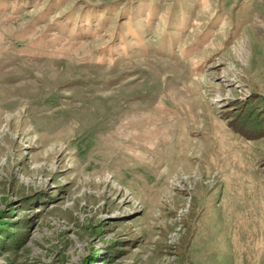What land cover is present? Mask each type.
Listing matches in <instances>:
<instances>
[{
	"label": "rangeland",
	"instance_id": "obj_1",
	"mask_svg": "<svg viewBox=\"0 0 264 264\" xmlns=\"http://www.w3.org/2000/svg\"><path fill=\"white\" fill-rule=\"evenodd\" d=\"M0 264H264V0H0Z\"/></svg>",
	"mask_w": 264,
	"mask_h": 264
},
{
	"label": "bare ground",
	"instance_id": "obj_2",
	"mask_svg": "<svg viewBox=\"0 0 264 264\" xmlns=\"http://www.w3.org/2000/svg\"><path fill=\"white\" fill-rule=\"evenodd\" d=\"M55 113V115H59V112L58 111H55L54 112ZM46 130H48V127H46ZM148 133H152V132H148ZM46 135H48L47 137H50V138H54L55 136H53V135H51L50 134V136H49V134L48 133H46ZM173 137V136H172ZM176 139H177V137H176ZM178 140V139H177ZM181 141L182 140H180L179 142H178V149L179 148H181ZM152 141H146L145 143L146 144H150ZM137 143V146H139L140 144H142V143H140V142H136ZM140 147V146H139ZM143 154H145V152L143 151L142 152ZM165 154V152L162 150V147L161 148H157V149H152L151 150V152L149 151L148 152V154L147 155H149V156H152L153 155V159H159V160H162L163 159V155ZM166 155V154H165ZM127 156H130L129 154H127ZM172 158V159H171ZM171 158H169V159H171V160H179V158L176 156L175 158H173L172 156H171ZM171 160H164L163 162H159V161H153L154 162V165L153 166H151L149 169H148V171H146V173H148L150 176H151V180L153 181V184H155V183H158V181H160V178H158V179H156V177H157V174L155 173V172H157V170L159 169V167H160V165L161 164H165L166 165V163H167V166H169V165H171ZM132 163L130 164V165H128L129 167H131V166H133V164L134 163H136L137 161H136V159L135 158H133L132 160ZM174 171V170H173ZM163 173H166V174H168V175H170V173H171V169H169L168 167H167V170L165 171V172H163ZM164 177H163V175L161 176V179H163ZM161 186V185H160ZM129 189V188H128Z\"/></svg>",
	"mask_w": 264,
	"mask_h": 264
}]
</instances>
